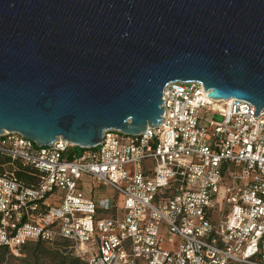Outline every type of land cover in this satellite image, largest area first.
Instances as JSON below:
<instances>
[{
    "label": "built area",
    "instance_id": "1",
    "mask_svg": "<svg viewBox=\"0 0 264 264\" xmlns=\"http://www.w3.org/2000/svg\"><path fill=\"white\" fill-rule=\"evenodd\" d=\"M208 95L171 83L160 126L105 131L80 155L6 132L0 154L39 175L27 186L15 167L0 174V247L65 241L88 264H264V110ZM92 184L114 196H86Z\"/></svg>",
    "mask_w": 264,
    "mask_h": 264
},
{
    "label": "water",
    "instance_id": "2",
    "mask_svg": "<svg viewBox=\"0 0 264 264\" xmlns=\"http://www.w3.org/2000/svg\"><path fill=\"white\" fill-rule=\"evenodd\" d=\"M201 83L264 110V0H0V137L81 149L158 127Z\"/></svg>",
    "mask_w": 264,
    "mask_h": 264
},
{
    "label": "rangeland",
    "instance_id": "3",
    "mask_svg": "<svg viewBox=\"0 0 264 264\" xmlns=\"http://www.w3.org/2000/svg\"><path fill=\"white\" fill-rule=\"evenodd\" d=\"M81 148H76L74 151L79 155L81 153ZM3 160H8L5 156L1 155ZM18 167L17 164H15ZM13 169L10 164H7L4 168H0V173L9 172ZM131 170V167L127 168ZM82 185L79 184V189ZM91 187L86 185L83 188V192L86 196L97 197V195L107 194L109 190L107 188H100L96 193H92ZM112 192V191H111ZM97 194V195H96ZM173 236L169 234L166 227H163L161 238H163L162 246L165 250L173 249V246L168 242ZM36 243L29 244L22 249L19 256L13 255L10 252H5L0 250V264H88L87 261L82 259H77L75 251L69 246H58L48 245L49 248L45 247L39 249L35 246Z\"/></svg>",
    "mask_w": 264,
    "mask_h": 264
},
{
    "label": "trees",
    "instance_id": "4",
    "mask_svg": "<svg viewBox=\"0 0 264 264\" xmlns=\"http://www.w3.org/2000/svg\"><path fill=\"white\" fill-rule=\"evenodd\" d=\"M80 150H81V153L80 154H82L85 151V149H80ZM6 158L8 160H3L1 158V154H0V168H2L4 165H7V164H10L11 166L13 165L12 167L17 168L16 176H17V179L19 181L23 182L27 186H32V185H34L36 183V176L39 175L38 172H36L32 168H30L29 166H24L20 161L12 162L10 158H8V157H6ZM15 164H17L18 167H16ZM0 174H4V173H0ZM31 244H33V243H31ZM27 245H29V244H27ZM27 245H25L24 247H26ZM56 245H57V247L58 246L68 247L69 246V243L68 242H65V241H59V242L56 243ZM35 246L37 248H39V249L40 248L43 249L45 247L49 248L48 247V244H44V243H40V242L39 243H36ZM0 250H3L5 252H10L7 248H4V247H0ZM77 259H80V258L77 257Z\"/></svg>",
    "mask_w": 264,
    "mask_h": 264
},
{
    "label": "crops",
    "instance_id": "5",
    "mask_svg": "<svg viewBox=\"0 0 264 264\" xmlns=\"http://www.w3.org/2000/svg\"><path fill=\"white\" fill-rule=\"evenodd\" d=\"M5 166L6 165H4L2 168H4ZM90 187L92 188L91 189L92 193H94V192L96 193V191L100 190V189L95 188L96 186H94L93 184L90 185ZM105 196L111 197V196H114V194H113V192H111V190H109V193H107V194H101V195L98 194L96 198L105 197Z\"/></svg>",
    "mask_w": 264,
    "mask_h": 264
}]
</instances>
